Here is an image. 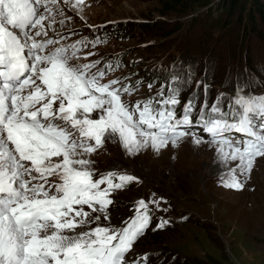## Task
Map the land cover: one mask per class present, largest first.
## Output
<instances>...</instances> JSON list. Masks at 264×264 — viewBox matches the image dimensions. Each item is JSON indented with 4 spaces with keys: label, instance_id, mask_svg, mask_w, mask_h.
<instances>
[{
    "label": "snow or ice",
    "instance_id": "1",
    "mask_svg": "<svg viewBox=\"0 0 264 264\" xmlns=\"http://www.w3.org/2000/svg\"><path fill=\"white\" fill-rule=\"evenodd\" d=\"M56 2L0 0V264H124L151 224L149 203L159 208V201H137L123 227L108 223L77 231L101 215L109 221L110 193L136 179L119 175L114 182L112 173L94 179L85 157L107 137L118 136L123 148L136 154L169 143L175 147L190 135L198 145L213 146L223 164L239 162L224 186L241 190L239 177L264 157V96H245L238 88L225 112L223 95L209 108L205 85L195 121L199 93L178 117L180 91L188 79L179 83L173 71L167 95L162 85L155 106L153 98L129 106L122 96L138 86L121 87L117 79L102 83L106 73L97 68L99 61L73 62L88 41L64 46L63 36H49L48 5ZM83 2L76 0V7ZM106 67L113 70L111 64ZM201 130L208 139L199 135ZM85 206L100 215L91 216ZM168 223L161 218L156 229Z\"/></svg>",
    "mask_w": 264,
    "mask_h": 264
},
{
    "label": "rangeland",
    "instance_id": "2",
    "mask_svg": "<svg viewBox=\"0 0 264 264\" xmlns=\"http://www.w3.org/2000/svg\"><path fill=\"white\" fill-rule=\"evenodd\" d=\"M217 1L186 14L163 15L161 0H84L79 7L76 0H57L48 5L52 13L45 23L51 27L46 30L50 37L63 36L64 46L84 36H98L100 42L73 62L99 61V66L113 61V70L105 68L101 82L117 79L121 87L138 86L122 96L128 105L161 99V86L167 95L170 74L179 73L177 81L188 79V84L180 91L182 108L176 112L199 93L196 118L204 104L205 85L209 108L223 95L225 112L229 101L240 94L238 88L245 96H264V28L260 34L238 29L236 17L228 20L227 27L213 25L209 16H215ZM199 135L208 139L202 130ZM85 158L94 179L109 173L114 182L119 175L136 179L110 193L109 221L101 215L100 221L77 231L108 223L123 227L134 215L137 201H159V208L149 203L151 224L126 254L124 264H264V157H257L250 173L239 177L241 190L224 186L239 162L223 164L213 146L198 145L190 135L175 147L169 143L158 151L149 147L136 154H129L118 136L107 137ZM49 179L59 182L58 177ZM85 211L100 215L87 206ZM161 218L169 223L156 229Z\"/></svg>",
    "mask_w": 264,
    "mask_h": 264
},
{
    "label": "trees",
    "instance_id": "3",
    "mask_svg": "<svg viewBox=\"0 0 264 264\" xmlns=\"http://www.w3.org/2000/svg\"><path fill=\"white\" fill-rule=\"evenodd\" d=\"M215 1L217 0H161L165 7L161 13L163 15H168L170 12L186 14L193 8H205ZM215 5L217 8L215 16L212 14L209 16L215 26L222 24L221 28L227 27L230 25L228 20L236 17L238 29L260 34L264 28V0H219ZM113 63L112 61L111 64Z\"/></svg>",
    "mask_w": 264,
    "mask_h": 264
}]
</instances>
